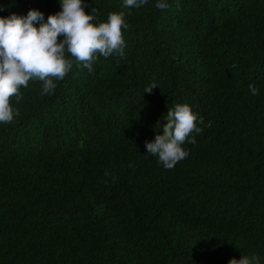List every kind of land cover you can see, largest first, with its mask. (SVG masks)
Listing matches in <instances>:
<instances>
[{
  "label": "trees",
  "instance_id": "trees-1",
  "mask_svg": "<svg viewBox=\"0 0 264 264\" xmlns=\"http://www.w3.org/2000/svg\"><path fill=\"white\" fill-rule=\"evenodd\" d=\"M84 0L123 12L124 57L21 88L0 124V264H264V0ZM59 0H0V17ZM39 25H37L38 27ZM155 84L152 92L146 87ZM249 85L259 90L253 95ZM203 118L165 169L145 143L168 110ZM211 123V127L207 125Z\"/></svg>",
  "mask_w": 264,
  "mask_h": 264
},
{
  "label": "clouds",
  "instance_id": "clouds-1",
  "mask_svg": "<svg viewBox=\"0 0 264 264\" xmlns=\"http://www.w3.org/2000/svg\"><path fill=\"white\" fill-rule=\"evenodd\" d=\"M61 11L49 15L45 22L44 13L29 10L26 16L12 14L0 17V124L9 125L19 116L12 101L19 103L23 96L21 88L29 81L42 82L41 95L52 94L72 70L76 61L89 72L99 57L112 55L124 57L126 43L123 37L128 24L123 12L109 13L106 22L96 23L95 9L85 12L84 0H59ZM148 0H123L125 8H140ZM155 7L165 10L166 0H157ZM37 25H39L37 27ZM155 84L146 87L151 93ZM253 95L259 90L249 85ZM162 135L157 134L154 142H146L149 154L158 157L165 169L186 159L189 152L184 144H194L195 136L202 132L198 125L203 118L193 112L188 104H178L168 110ZM211 127V123L207 125ZM229 264H258L256 256L231 259Z\"/></svg>",
  "mask_w": 264,
  "mask_h": 264
}]
</instances>
